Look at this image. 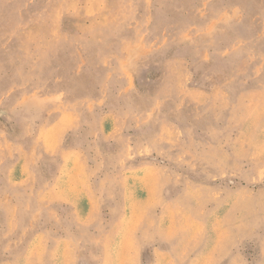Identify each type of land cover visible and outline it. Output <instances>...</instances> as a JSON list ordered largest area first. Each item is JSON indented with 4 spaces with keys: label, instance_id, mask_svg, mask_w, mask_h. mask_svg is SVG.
<instances>
[{
    "label": "rangeland",
    "instance_id": "rangeland-1",
    "mask_svg": "<svg viewBox=\"0 0 264 264\" xmlns=\"http://www.w3.org/2000/svg\"><path fill=\"white\" fill-rule=\"evenodd\" d=\"M0 211V264H264V0H0Z\"/></svg>",
    "mask_w": 264,
    "mask_h": 264
},
{
    "label": "crops",
    "instance_id": "crops-1",
    "mask_svg": "<svg viewBox=\"0 0 264 264\" xmlns=\"http://www.w3.org/2000/svg\"><path fill=\"white\" fill-rule=\"evenodd\" d=\"M84 152H85V154H87V156L90 157V164L93 165L94 164V158H93V156H94L95 153L94 154L92 152L91 153L90 152L88 153V150H84ZM76 154L77 153H75V156H77ZM106 157H107V155L104 154V153H102V155H100V159L101 160L103 159L104 162L105 161H108V159ZM61 161H62V163L60 164V167H59V174L56 175V176H52V175H50L48 173L45 174L44 175V178H45L44 185H47L48 183L51 184L53 180H54L53 184L54 183L58 184V183H60L63 180V177H64L63 172L66 171V168L69 167V165L64 164L63 163V159H61ZM100 177H102V176H100V174H98V180H97L98 185H99V179H100ZM7 182L10 183V184L11 183L12 184H16L18 182H21V180L14 178V168H11V169L7 170ZM50 200H52V199H50Z\"/></svg>",
    "mask_w": 264,
    "mask_h": 264
}]
</instances>
